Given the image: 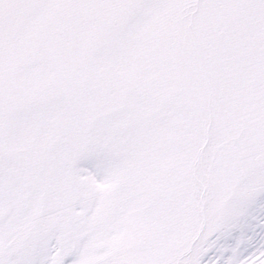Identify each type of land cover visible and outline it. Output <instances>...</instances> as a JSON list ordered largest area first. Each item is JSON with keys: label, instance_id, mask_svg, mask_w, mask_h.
<instances>
[{"label": "snow or ice", "instance_id": "6c2138e0", "mask_svg": "<svg viewBox=\"0 0 264 264\" xmlns=\"http://www.w3.org/2000/svg\"><path fill=\"white\" fill-rule=\"evenodd\" d=\"M0 264H264V0H0Z\"/></svg>", "mask_w": 264, "mask_h": 264}]
</instances>
